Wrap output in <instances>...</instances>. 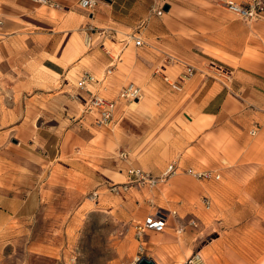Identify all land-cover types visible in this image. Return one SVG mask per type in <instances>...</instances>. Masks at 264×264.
Returning <instances> with one entry per match:
<instances>
[{"label":"crops","instance_id":"0c3cea01","mask_svg":"<svg viewBox=\"0 0 264 264\" xmlns=\"http://www.w3.org/2000/svg\"><path fill=\"white\" fill-rule=\"evenodd\" d=\"M51 1L0 0L4 29L13 28L11 35L18 39L22 34L46 42L42 72L54 81L33 87L25 96L13 128L21 141L16 147L38 165V180L45 188L77 195L96 191L101 198L114 184H128L127 191L138 187L130 177L132 169L160 178L173 166L175 174L180 158L174 155L197 138L208 136L214 143H209L210 150L226 143L230 156L264 145V137L257 141L248 132L254 123L264 122V19L248 22L229 15L219 6L227 0H98L87 15L80 11V0ZM89 20L102 31L94 50L86 52L81 29ZM127 34L141 38L143 45L131 42L122 48ZM110 65L115 69L99 87L103 95L115 98L124 85L134 83L142 97L132 104L119 101L116 125L97 128L90 115L83 110L78 114L74 94L65 88L74 79L72 71L78 78L85 73L101 77ZM189 66L194 74L183 82L184 93L169 99L164 77L178 79ZM224 69L231 73L228 80L216 76ZM57 77L66 84L56 87ZM190 170L194 176L210 171ZM117 173L125 181H115ZM14 204L2 199L0 217L17 215L10 211ZM256 210L249 208L248 214ZM252 241L259 248L258 239ZM241 258L249 259L243 253Z\"/></svg>","mask_w":264,"mask_h":264},{"label":"rangeland","instance_id":"374dc122","mask_svg":"<svg viewBox=\"0 0 264 264\" xmlns=\"http://www.w3.org/2000/svg\"><path fill=\"white\" fill-rule=\"evenodd\" d=\"M79 8L84 14L91 12ZM0 22V204L6 198L14 201L10 211L17 213L9 220L0 217V264H139L137 257L157 264H264V161L260 159L264 145L250 146L243 155L232 153V157L225 152L226 143L210 150L208 136L197 138L174 155L180 158L179 167L166 183L155 187L137 183L123 195L103 192L96 201L89 199L93 192L77 195L39 183V167L16 147L21 141L13 128L25 96L33 87L44 88L54 81L42 72L46 42L22 34L13 38V28L6 30L1 18ZM81 30L85 51H93L102 29L89 20ZM194 51L202 53L199 48ZM224 70L216 76L228 80L231 73ZM69 75L74 79L65 91L74 94L80 115L81 76L74 71ZM56 82V87L66 84L64 78L57 77ZM165 83L169 99L185 91ZM184 131L193 137L190 130ZM248 132L251 139L262 141L264 122L254 123ZM22 143L28 145L26 140ZM190 169L210 170L220 179L199 178ZM123 178L117 173L115 181ZM159 207L176 212L166 231L138 238L135 225ZM252 207L256 212L248 214ZM254 227L259 236L249 232ZM252 239H258L259 248ZM241 253L249 259L241 258Z\"/></svg>","mask_w":264,"mask_h":264},{"label":"built area","instance_id":"2783aa9c","mask_svg":"<svg viewBox=\"0 0 264 264\" xmlns=\"http://www.w3.org/2000/svg\"><path fill=\"white\" fill-rule=\"evenodd\" d=\"M40 2L45 5H52L51 0H33ZM79 5L81 8L92 11L98 6V0H80ZM219 6L224 10L234 14L236 17L244 21H252L258 19H264V0H249L246 3H237L232 0L220 1ZM161 14V11L158 12ZM1 23V22H0ZM134 43L136 47H141L143 41L141 38L136 37L134 34H127L125 38L121 41L122 48H126L130 43ZM119 61L120 58L117 57ZM115 65H110L105 74L101 77L95 76L90 73L83 74L78 79V88L81 92L85 94H79L77 98L83 103V112L92 117V125L97 128L113 127L116 125L114 120L117 103L119 101H124L129 104L135 103L142 97V89L134 83H128L124 85L118 92L115 98H108L103 95L102 90L99 89L102 84H104L109 76L113 74ZM194 74V68L187 67L185 73L175 80L169 77H164L165 81L176 91H182L183 82ZM255 134V132H252ZM124 156V154H123ZM173 166H170L167 172L160 178H153L148 173H145L139 169L130 170V177H135V181L140 184H147L149 187H155L159 182L166 181L168 175L173 172ZM199 178L209 179L214 178L216 180L220 179V175H214L210 172H204L196 175ZM110 191L116 195L121 192L128 190V184L123 185H111L109 187ZM99 197L98 192H93L90 194L89 199L96 201ZM207 204L210 205V201L207 198ZM170 210L159 209L155 214L149 215L143 221L138 222L135 225V232L138 238H142L148 232L153 231L156 233H163L167 226L171 215H175ZM181 232L182 230H178ZM141 257H137L136 262H139Z\"/></svg>","mask_w":264,"mask_h":264},{"label":"water","instance_id":"95a60500","mask_svg":"<svg viewBox=\"0 0 264 264\" xmlns=\"http://www.w3.org/2000/svg\"><path fill=\"white\" fill-rule=\"evenodd\" d=\"M139 264H156L154 260L143 257L140 259Z\"/></svg>","mask_w":264,"mask_h":264},{"label":"bare ground","instance_id":"6f19581e","mask_svg":"<svg viewBox=\"0 0 264 264\" xmlns=\"http://www.w3.org/2000/svg\"><path fill=\"white\" fill-rule=\"evenodd\" d=\"M179 198V197H178ZM199 261V260H198ZM195 262V261H194ZM196 264V263H195Z\"/></svg>","mask_w":264,"mask_h":264}]
</instances>
